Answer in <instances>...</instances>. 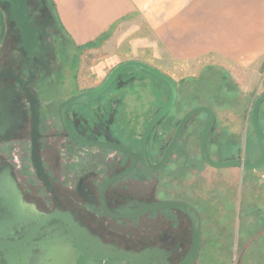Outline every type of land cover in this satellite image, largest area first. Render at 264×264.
Instances as JSON below:
<instances>
[{"label": "rangeland", "instance_id": "rangeland-1", "mask_svg": "<svg viewBox=\"0 0 264 264\" xmlns=\"http://www.w3.org/2000/svg\"><path fill=\"white\" fill-rule=\"evenodd\" d=\"M0 8L4 11V29H2L3 35L0 38L1 75V69L7 68L9 60L14 61V57L15 60H22V58L19 55L20 53H18L20 49V45H18L20 42L19 34L17 31H12L14 24L7 16L8 14H6L2 3H0ZM32 8L36 12L38 10V21L47 31V42H51L50 47H48L51 53L47 56L51 62L48 66H44L46 70H44L46 72L44 78L38 77L43 81L36 88L38 89L37 94L42 98L40 99L42 101L40 103L41 116L38 108V124H31L30 122L29 126H33V133L34 130H41L44 135L41 138L40 150L44 165L47 169L53 171L54 185L56 188L62 186L65 189V194L73 195L71 202L74 203L75 210L82 213L84 219L92 225L97 235L102 234L100 235L103 236L104 242H111L122 248L140 251L144 243L159 239L161 233L158 234V231H173L177 232V235L182 231L181 233L186 236L185 243L188 246L191 226L182 212L177 213L176 210L166 208L151 213L147 217L119 220L105 215L98 199H96L95 203L88 205L82 197H77L75 189L70 188V186L75 187L77 180H70V177H67L68 175L63 177L64 173H66V168L71 175L75 171L78 174H83V177L88 180L87 182L92 186L97 196L103 182L117 168L118 163L116 161L110 162L111 155L115 154L120 157L122 155L121 158H125V156L122 152L119 153L118 151L115 153V149L103 146L83 145L81 151H79L80 148L77 147V143L65 132L59 111L61 103L70 96L97 88L118 64L133 58H140V60L142 58V61L152 66L157 68L159 66L179 86L177 103L157 124L149 140L148 151L154 163L161 160L163 152L171 141L181 118L191 108L203 104L211 106L216 112H221L219 115L216 113V122L209 135V154L213 158L220 160L232 159L238 155L239 144L245 149V158L250 160L255 156L254 145L258 142L252 123V107L256 98L264 92V56L248 69L224 66V62H216L212 66H207L208 69H201L198 66L195 68L193 64L180 66L175 60L168 57L166 53L163 54L157 42L147 34V28L141 22V19L131 16L117 23L116 27L108 33L106 32L95 45L81 48L73 45L63 32L58 21L56 8L51 1L32 0ZM38 21L37 19H35V22L31 21L29 29L23 35L24 30H21V22L17 17V24L24 37L27 53H35L39 48ZM27 34L31 37L27 38ZM103 40H105L104 43ZM33 66L36 68L35 65L30 67ZM191 72L197 75H191ZM186 77L193 82L188 81ZM115 82L102 95L96 106H92L91 109L83 107L82 112L84 114L82 116L84 115L85 122L88 124L86 119H91L92 117L89 116L92 114L94 117L96 112V115L101 120L100 125L103 127L111 123V119H114L113 128L117 138L127 142L133 140L132 144L138 148L147 122L168 100L170 87L157 76L140 68L124 70ZM124 83L130 84L124 87L122 86ZM70 113L74 116L72 111ZM9 117L7 120V116H5L6 123L14 120L12 116ZM75 119L81 127L79 120ZM259 119L264 125V101L260 105ZM206 120L207 114L205 112L199 113L190 119L169 163L162 170L154 171L145 168L141 163L138 165L136 176H132L137 179L142 176L145 186L147 185L144 188L143 197L149 196L151 193L158 200L174 199V197H179L175 194L176 187L181 188V190L186 189L187 192L190 187L188 177L191 174L193 175L195 171L201 173L204 170H201L200 166H204L203 164L207 165L200 153V139ZM106 127L109 129L110 126ZM30 131L26 129L25 133L21 134L26 137L27 141L33 139V134L31 136ZM53 131L57 133L55 140L51 136ZM101 132L103 133V131ZM1 134L3 133L1 132ZM95 137L97 138L98 136L96 135ZM70 145H75L74 150ZM29 148L27 146L26 156L22 157L23 159L20 158L19 160L13 155L9 159L13 171L17 174V177H21V184H24V186L30 184L34 188V192L31 194L42 197L41 193H45L42 190L44 185L34 172L31 157L28 153ZM16 149H14V152L18 153L19 149ZM2 150L0 147V166L6 163L1 155ZM195 165L199 166L200 169ZM215 168L217 169L213 168L207 171L206 181L208 185L206 184V187L213 186L225 189L228 182L232 183L233 180H238L239 204L244 208L249 205L251 200L258 207L255 208V211H251V213L256 215L255 220H264V195L261 196V194H264V179L262 178L264 169L253 170L257 176L252 179V186L253 189L256 187L259 191H253L256 196L248 199L247 196L251 191L248 185V177L242 185V179L231 176L230 167ZM173 173H178L179 175L176 181L173 179ZM24 175H26L25 181ZM29 176H31V181L28 179ZM93 176H95L94 181ZM258 176H261V178ZM62 181L66 182L67 186L62 185ZM178 182H180V185H178ZM203 189L202 187V192H204ZM233 189H236V187L231 184L230 190ZM61 190L58 192L60 195L62 194ZM112 190L109 188V193ZM138 191V185L135 183L132 186L129 185V188L126 189L129 195H137L139 194ZM236 207L238 208L237 203ZM256 210H261V213H257L258 211ZM162 214L164 218L166 216L164 221L161 217ZM174 217L176 218L173 219ZM255 220L252 222L254 223ZM238 230H240L239 226L237 228V237ZM100 235L99 237H101ZM211 262L212 260L208 258H203L202 260L198 258L195 264H211ZM230 263L237 264V259ZM101 264L130 263L120 259H110L103 261Z\"/></svg>", "mask_w": 264, "mask_h": 264}, {"label": "crops", "instance_id": "crops-1", "mask_svg": "<svg viewBox=\"0 0 264 264\" xmlns=\"http://www.w3.org/2000/svg\"><path fill=\"white\" fill-rule=\"evenodd\" d=\"M51 1L55 5L63 32L73 45L81 48L95 45L106 32L114 29L117 23L131 16L141 19L147 28V34L157 42L163 54L166 53L180 66L193 64L195 68L198 66L201 69H208L207 66H212L216 62H224V66L248 69L264 56V0ZM136 60H140V58H136ZM158 68L160 69L159 66ZM190 74L193 75L194 72ZM188 77L186 78L188 79ZM188 81L192 80L188 79ZM127 84L130 83H126L124 87ZM214 111L217 115L221 114V112ZM238 146V155L232 159L243 160L245 159V149L239 144ZM228 159L231 158L222 160ZM217 160L220 159L217 158ZM203 165L200 167L204 171L201 173L195 171L188 177L190 187L187 192L186 189L181 190L176 187L175 194L179 197H174L176 200L188 202L199 213L201 245L197 260L198 258L201 260L208 258L212 260L211 264H232L230 262L237 259V264H264V220H255L256 215L251 213L258 207L251 200L249 205L244 208L239 204L238 180H233L232 183L228 182L225 189L206 187V184L208 185L207 171L217 168L209 164ZM196 167L200 169L199 166ZM229 170L233 178L243 180L242 185L248 177L251 191L247 198L255 197L256 193L254 194L253 191H259L258 188L253 189L252 186V179L257 176L253 172L255 169L232 166ZM178 173H173L175 181L179 176ZM258 177L261 178V176ZM7 178L13 181L9 176ZM262 178L264 179V176ZM231 184L236 189L230 190ZM202 187L204 192H202ZM17 191L21 202L24 203L19 205L20 210L22 208L29 217L31 205H34L36 209L38 207L34 203L26 202L18 188ZM235 201L238 208H235ZM256 211L261 213V210ZM183 215L191 226L188 216ZM20 218L19 213L16 220L20 221L22 226L27 223V227H29L34 222L31 217L29 221L26 217L22 219L23 221ZM238 226L240 230H238L237 237ZM64 236V240H66L67 234ZM57 240V238L51 239L50 236L47 241H44V250L41 249L44 252L40 251L35 255L33 264H73L79 262V259L82 264H87L81 255L71 252L70 244H65L63 240L61 243L56 242ZM191 242L192 226L187 250L190 249ZM32 248H34L32 245L26 246L22 252L21 249H12L8 252L9 260L4 257V264H30ZM41 255H45V259L39 260ZM49 258L52 259L50 263L48 262ZM103 261L105 260L89 264H101Z\"/></svg>", "mask_w": 264, "mask_h": 264}, {"label": "flooded vegetation", "instance_id": "flooded-vegetation-1", "mask_svg": "<svg viewBox=\"0 0 264 264\" xmlns=\"http://www.w3.org/2000/svg\"><path fill=\"white\" fill-rule=\"evenodd\" d=\"M1 3L4 5L6 14H8L7 16L9 17L10 20H12V23L14 24L12 27V31H14V32L17 31L19 34L20 42L18 43V45H20V49H19L18 53H20L19 55L22 58V60L21 59L15 60L14 59L15 57H14L13 58L14 61L9 60L7 62V65H8L7 68L1 69L2 74L0 75V133L2 132L3 134L0 135L1 136L0 147L3 149L1 151V155H2V157H4L6 163L4 165L0 166V178L8 177V176L11 177L13 179V181L16 183L19 192L22 193L24 200H26V202L34 203L38 207V209L40 210V212L42 214H46V213H50V212H54V211L68 212L72 215L73 219L76 222H78L81 226H86L94 234H97V232L93 229L92 225L84 219L82 213L75 210V205L73 202H71L73 199V195L72 194H70V195L65 194L64 193L65 189H63L62 186L56 188V186L54 185L53 171H50V169H47V167L44 165L43 157H42L41 150H40L41 138H43V136H44L42 134L41 130L38 131V136H37L38 156H39V160H40L41 166L43 168L45 177H43L38 172V170L36 169L35 164H34V160L32 157L34 133H33V129H32L33 126L31 127V126H29V124H30V122H31V124L35 123L33 104L36 105L37 109L38 108L40 109V116H41V111H42L41 107H40V103H42V101H40V99H42V98H40L39 95L37 94L38 89H36V88H37L38 84L43 82L42 79L40 80L39 78L40 77L44 78V74L46 73V72H44V70H45L44 66H48L51 62L50 59H48V57H47L49 55V53H51L50 49L48 48V47H50L51 42L50 41L47 42V40H46L47 39V37H46L47 31H45V28L38 21V18H37L38 10H37V12H36V10H33L32 0H26L27 15L29 18L28 22H31V21L35 22V19H37V21H38L37 34H38V37L40 38L39 48L34 47V48H38L36 50V52L35 53H32V52L27 53L26 49H25L26 47H25L24 37L22 36L20 28L18 27V24H17V15H16L17 13L14 12V10L12 9L10 2L7 1V2H1ZM42 6H44V5H42ZM11 11L13 14L11 13ZM27 44H29V43H27ZM21 54H23L24 57ZM32 65H35L36 68H34V66L30 67ZM37 68H38V70H37ZM115 84H116V82H115ZM125 84L126 83L122 84V86H124ZM102 95L98 99L93 100V101L89 102L88 104L79 103V104H74V105L69 107V109L67 110V118H68V121H69L72 129L77 134H79L81 137H87L90 135L91 136L94 135L93 137H95L97 135L98 136L97 138H99V139L120 142V143L125 144L126 146L130 147L131 149H133L135 151L140 150V146L138 148H136L132 144L133 140H130V142H127L125 140L117 138V134L114 131L115 129L113 128V123H115L114 119H111L112 120L111 123L106 124L103 127L100 125L101 120L98 118V115H96L97 113L95 112L94 117L92 114L89 116V117H92L91 119H86V120H88L87 121L88 124H86L85 118L83 117L84 115L82 116V114H84L82 112L83 107L91 109L92 106H96L98 101H100L99 99L102 97ZM178 95H179V91H178ZM35 99H36V101H35ZM87 110H89V109H87ZM71 111L74 113V116H73V114L70 113ZM97 111L99 112V110H97ZM5 116H7V120H8L9 116H12V118H14V120H12V122L6 123ZM152 117L153 116H151V118ZM75 118H77L79 120V124H81V127L78 125V123L76 122L77 120ZM36 121L38 124L37 115H36ZM149 121L147 122V125H148ZM259 121H260L261 129L264 133V125H262L260 119H259ZM108 125L110 126L109 129H108V127H106ZM30 127H31V129H30ZM26 129L31 130L30 131L31 136L33 134V139H30L29 141H27L26 137L22 136L23 133H25ZM101 131H103V133ZM34 132H35V130H34ZM65 132L68 136L72 137L73 141L75 143H77V147L80 148L79 151H81L83 144L80 143L76 138H74L66 129H65ZM152 134H153V132H152ZM51 136H52V139L55 140L57 137V133L55 131H53V133H51ZM6 143H8V144L6 145ZM27 146L30 147L28 149V153L30 154L29 156L31 157V162H32V165L34 168V172L38 175V178L41 179V181L44 185V187H42V190H44L45 193H41L42 197H37L36 194H31L34 192V188L30 184L25 185V186H24V184H21V181H20L21 177L20 178L17 177V174L13 171V167H12L11 161L9 159V157H12L11 155H13V157H17L19 160H20V158L25 157L26 152H27V150H26ZM254 146H255V150H256L254 158H252L250 160L245 158L243 160L255 161L256 159H258V157L260 156V152H261V144L259 142V139H258V142ZM16 147H17V149H16ZM71 147L73 149L75 147V145L74 146L72 145ZM148 148H149V141L147 143V154H148L149 160L152 163H154L153 160L151 159V156L149 155ZM14 149H16V150L19 149V152L18 153L14 152ZM118 151H119V153L122 152L123 155L125 156V158H121L122 155H121V157L119 155L116 156L115 154L111 155L110 162L116 161V163H118V164H117L116 170L113 173H111V175L107 179L111 178L114 175H117L119 173L126 171L130 167V164H131L130 156L124 151H120V150L116 151V149H115V153H117ZM247 151H248V148H247ZM11 152H14V153H11ZM140 163L143 164L142 162L138 161V163L136 164L133 171H131L126 176H124L118 180H115L114 182H112L109 185V187L106 191V204H107L109 210L112 213L116 214V216L115 215L114 216L109 215L103 210L105 215H107L111 218H114V219H119V220L120 219H132L135 217L136 218L137 217H147L151 213L166 209V208H163V209H159L156 211H150V212L138 215V216H126V217L119 216L123 213H129V212L135 211V210L139 209L140 207H142L146 203H150L152 201L158 200L151 193L149 196L143 197V194L145 193L144 188H146L147 185L145 186V183L143 181L142 176L140 179L134 178L136 176V173L138 172L137 167ZM143 165L145 168L149 169L145 164H143ZM262 169H264V164L261 168H258V170H262ZM67 170L68 169L66 168V170H65L66 173H64L63 177L68 175L67 177H70V180H72V181L77 180L75 187L70 186V188L75 189L77 197L78 196L82 197L84 200H86L85 202L88 205H90V203H95L96 199H98L99 205L101 206L100 192H101V188H102L103 184L105 183V181L107 179L101 185V187L98 191V195L96 196L94 191H93L92 186L89 184V182H87L88 180H86V178L83 177V174H78V172L75 171V172H73L74 174L71 175L70 172H68ZM86 171H88V170L86 169ZM23 178L25 181L26 175H24ZM28 179H29V181H31V176H29ZM94 180H95V176H93V181ZM133 183L138 185L139 194H137V195H129L126 192V189L129 188V185L132 186ZM63 184L66 185V182L62 181V185ZM109 188H111V190L113 189L111 193H109ZM60 189H62L61 195L58 193L60 191ZM35 190H37V189H35ZM160 200H162V199H160ZM101 208H102V206H101ZM176 212L181 213L180 211H177V210H176ZM163 214L161 217H162V220L164 221V220H166V216L164 218L165 214L164 215ZM18 215H19V213L15 211V207L10 204V201L5 202L4 199L2 197H0V242L7 241V240L8 241H14V240L23 238L25 236L26 232L29 229L27 227V223H24V225L22 226V225H20V221L17 222L16 218L18 217ZM175 216H177V215L175 214ZM175 218L176 217H174L173 219H175ZM68 231H69V229H68L67 222L62 221L60 219L54 218V219H51L50 221H48L46 224H44L42 226V228L40 229V231L33 237L32 241L29 244H27V246H31V245L34 246V248H32V254L30 255V261H29L30 264H33L35 262V255L39 254L40 251L44 252V251H42V250H44L43 249V247H44L43 243H44V241H47L48 238H50V236H51V239L57 238L58 240L56 242L61 243V241L63 240V242L65 244L72 245L70 242L71 241L70 238H67L66 240H64V237H65L64 235L68 234ZM181 232L179 235H177V232L175 233L173 231H171V232L158 231V234L161 233V236L159 237V239L157 238L155 240H152V241H150L151 243L150 242L144 243V245H142V247L140 249H145V248H148L151 246L161 247L163 249L170 251V255L168 256L169 264H178V263H180V261L186 255V253L188 251L187 250L188 249L187 243H185L186 236L184 234H182ZM48 233H50V236L48 235ZM152 234H154V233H152ZM101 237H102L101 239L104 240L103 236H101ZM189 241H190V239H189ZM45 247H46V245H45ZM7 249L12 250L15 248H14V246H12V247H8ZM70 250L74 254H76V253L78 254V252H79L77 249H75V247L73 245L70 247ZM71 255H72V253H71ZM4 262H5L4 261V253L0 249V264H4ZM48 262L49 263L52 262V259L49 258ZM73 264H82V263H81V260L79 259V262H75Z\"/></svg>", "mask_w": 264, "mask_h": 264}, {"label": "water", "instance_id": "water-1", "mask_svg": "<svg viewBox=\"0 0 264 264\" xmlns=\"http://www.w3.org/2000/svg\"><path fill=\"white\" fill-rule=\"evenodd\" d=\"M2 2H10L12 9L16 12L17 17L20 19L21 22V30L25 31L29 29V25L31 22L29 21L27 15V7H26V0H0ZM20 26V25H19ZM22 30V31H23ZM27 38L31 37L29 34L26 35ZM130 68H140L145 70L161 80L165 81L170 87V95L166 103L153 115L150 119L146 129L141 137V144L140 150L135 151L130 147L122 144L120 142L115 141H108L99 139L93 136L81 137L77 134L72 127L67 118V110L70 106L74 104H88L89 102L98 99L118 78L120 73H122L126 69ZM178 97V84L166 73L161 71L155 66H152L144 61L131 59L127 60L123 63L118 64L115 68H113L106 79L95 89H92L87 92H81L74 96H71L65 99L60 106V117L61 121L65 127V129L80 143L87 146H103L107 148H112L120 151L126 152L130 156L131 164L130 167L117 175L112 176L111 178L107 179L103 184L100 192V202L103 210L112 216H116V214L112 213L107 204H106V191L109 185L118 180L131 171L134 170L136 164L142 162L145 164L149 169L154 171H160L166 167L169 163L177 145L179 144L187 124L189 123L190 119L202 112L207 114V120L203 127L201 139H200V153L202 159L209 165L218 168H226L232 166H238L245 169H258L261 168L264 164V133L260 126L259 121V110L260 105L264 101V92L260 94L256 100L254 101L252 107V123L261 144V152L258 159L255 161H245L241 159H228V160H217L213 158L208 152V139L212 128L216 122V113L214 109L208 105H199L191 108L180 120L177 129L172 136L171 141L169 142L168 146L163 152L162 158L157 163H152L149 160L147 154V143L152 135L157 124L164 118L175 106ZM33 111H34V118L35 124L36 115H37V107L33 104ZM38 130L34 132V141L32 147V157L34 160V164L38 172L44 176V171L41 166L39 156H38ZM16 192V194H14ZM17 185L14 181H11L10 178L2 177L0 178V197L4 199L5 202H9L12 206L15 207V211L19 212L21 215V221L26 217L29 221V218H33L34 222L31 226L28 227V231L26 232L23 238L14 240V241H3L0 242V249L4 253V257L9 260L8 252L12 251L11 249L8 250V247L14 246L16 249H21V252L26 248L27 244H29L33 237L40 231L42 226L46 224L51 219H60L62 221L67 222L68 224V234L66 237L70 238L71 244L77 249L78 255L82 256L87 262V264L92 263L94 261L99 260H108V259H120L124 260L130 264H169L168 256L170 255V251L157 247L151 246L145 249H141L140 251H136L133 249H126L119 247L118 245L111 243V242H104L99 235L94 234L88 227L81 226L78 222H76L72 215L68 212H61V211H54L46 214H42L38 209L35 208L34 205H31V210L29 211V217L27 216L26 212L20 207V204H24L23 201L21 202L20 195L17 193ZM26 206H28L26 204ZM163 208H169L173 210H178L188 216L191 226H192V242L190 249L188 250L187 254L182 258L180 263L178 264H195L197 261L200 245H201V222L200 216L198 211L195 207L183 200H176V199H163V200H156L150 203L144 204L139 209L129 212L123 213L119 216H138L150 211H156ZM18 218V217H17ZM32 220V219H31ZM47 230V229H46ZM50 236V233H48ZM71 245V246H72ZM23 256V255H22ZM3 257V256H2ZM45 259V255H41L39 260ZM7 264V263H6Z\"/></svg>", "mask_w": 264, "mask_h": 264}, {"label": "trees", "instance_id": "trees-1", "mask_svg": "<svg viewBox=\"0 0 264 264\" xmlns=\"http://www.w3.org/2000/svg\"><path fill=\"white\" fill-rule=\"evenodd\" d=\"M51 0H48V2H50ZM52 2V1H51ZM1 3V1H0ZM53 3V2H52ZM54 4V3H53ZM55 6V5H54ZM4 29V11L2 10V8H0V38L3 35L2 32Z\"/></svg>", "mask_w": 264, "mask_h": 264}]
</instances>
